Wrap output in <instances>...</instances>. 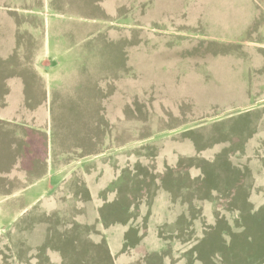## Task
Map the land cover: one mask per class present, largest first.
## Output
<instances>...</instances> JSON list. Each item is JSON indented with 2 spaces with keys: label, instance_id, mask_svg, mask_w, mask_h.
Returning <instances> with one entry per match:
<instances>
[{
  "label": "rangeland",
  "instance_id": "374dc122",
  "mask_svg": "<svg viewBox=\"0 0 264 264\" xmlns=\"http://www.w3.org/2000/svg\"><path fill=\"white\" fill-rule=\"evenodd\" d=\"M9 32L0 92L27 87L0 187L43 131L64 180L0 199V264H264V0H0V49Z\"/></svg>",
  "mask_w": 264,
  "mask_h": 264
},
{
  "label": "crops",
  "instance_id": "0c3cea01",
  "mask_svg": "<svg viewBox=\"0 0 264 264\" xmlns=\"http://www.w3.org/2000/svg\"><path fill=\"white\" fill-rule=\"evenodd\" d=\"M3 35L7 36L5 37L6 43H4V45L8 46L7 44H10L11 48L0 49V58L15 54L17 48L16 38L13 32ZM56 68L58 67H53V65H51L49 62L47 64H37L34 68L36 78L33 86H36L38 90H40L38 93L45 98L46 103H49L53 100L55 96V88L61 85L60 82L62 83L64 80V78H61L59 79L60 81H58L59 84L55 83L57 81L54 78ZM16 77L13 75V77H10L4 81L5 87H3V89H1L2 91L0 92V96L2 98V100L0 99V121L2 122L16 121L15 114L17 113V109L15 104L16 102L22 100L26 94V82ZM43 135L45 136L44 140L46 141V143L44 141L45 150L43 153V161L38 164L37 167L33 168V175H31V173L28 171L21 170V176L19 177L18 181L14 180L13 183L11 180H9V185L13 184L17 186L18 184V186L12 191V193L14 192L13 194L9 195L10 192H3V188L0 187V199H6L16 193H21V196H25L23 194L27 193L25 198L32 200L29 205L35 204L36 202H39V200L41 201L42 199L46 198V196L50 194L56 187V182L60 178L62 179V170L55 169L56 167L52 157L53 140L49 138V134L47 135V133L44 131ZM23 176H25V178ZM23 178L25 179L24 181L27 182V185L25 186L22 185ZM63 180L64 178L62 181ZM32 190H35V195L33 194Z\"/></svg>",
  "mask_w": 264,
  "mask_h": 264
}]
</instances>
